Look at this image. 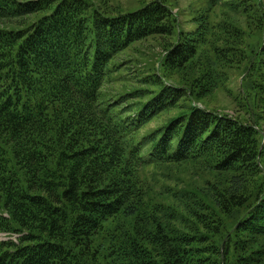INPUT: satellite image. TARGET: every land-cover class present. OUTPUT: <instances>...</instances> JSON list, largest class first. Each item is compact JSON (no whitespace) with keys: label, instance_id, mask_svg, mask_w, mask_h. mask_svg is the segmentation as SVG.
Instances as JSON below:
<instances>
[{"label":"trees","instance_id":"obj_1","mask_svg":"<svg viewBox=\"0 0 264 264\" xmlns=\"http://www.w3.org/2000/svg\"><path fill=\"white\" fill-rule=\"evenodd\" d=\"M195 7L0 0V264H264V0Z\"/></svg>","mask_w":264,"mask_h":264},{"label":"rangeland","instance_id":"obj_2","mask_svg":"<svg viewBox=\"0 0 264 264\" xmlns=\"http://www.w3.org/2000/svg\"><path fill=\"white\" fill-rule=\"evenodd\" d=\"M120 4L123 6H132L136 3L137 0H118ZM199 0H179V7L181 8V20L185 24L187 28L191 27L190 19H191V12L193 6L198 5ZM195 7V8H196ZM177 10V9H176ZM162 48L160 44L157 41L150 40L148 42L140 43L131 48L127 54L123 55L121 59L130 58V60H133L128 66L129 69L126 71L123 70L124 76L123 77H130V79L134 78V75L137 70V68H141V66H144L145 62H147L149 59H152L153 55H156L157 53H161ZM158 55H156L157 57ZM153 61V60H152ZM126 71V72H125ZM241 81V78H238V75L233 76V82L232 86L237 91L238 83ZM115 86V87H114ZM113 87H107V90L109 92H113L114 89L118 90L120 88V82H116ZM106 90V87L105 89ZM212 106H218L221 107L223 110H226L227 113L231 114L232 116H235V110L238 108L237 101L229 95L228 93L219 92V96L217 100L212 101ZM16 238L17 235H10L7 233H0V240L9 239V238Z\"/></svg>","mask_w":264,"mask_h":264}]
</instances>
